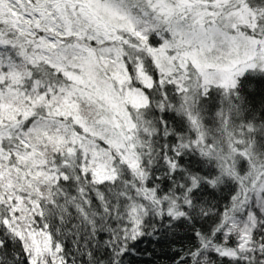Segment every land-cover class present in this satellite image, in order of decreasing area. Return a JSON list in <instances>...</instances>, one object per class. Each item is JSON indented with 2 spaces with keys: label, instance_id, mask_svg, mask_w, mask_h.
Listing matches in <instances>:
<instances>
[{
  "label": "snow or ice",
  "instance_id": "obj_1",
  "mask_svg": "<svg viewBox=\"0 0 264 264\" xmlns=\"http://www.w3.org/2000/svg\"><path fill=\"white\" fill-rule=\"evenodd\" d=\"M145 260L264 264V0H0V264Z\"/></svg>",
  "mask_w": 264,
  "mask_h": 264
},
{
  "label": "trees",
  "instance_id": "obj_2",
  "mask_svg": "<svg viewBox=\"0 0 264 264\" xmlns=\"http://www.w3.org/2000/svg\"><path fill=\"white\" fill-rule=\"evenodd\" d=\"M146 259H147V257H146ZM144 264H151V261L145 260Z\"/></svg>",
  "mask_w": 264,
  "mask_h": 264
}]
</instances>
